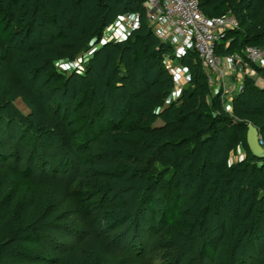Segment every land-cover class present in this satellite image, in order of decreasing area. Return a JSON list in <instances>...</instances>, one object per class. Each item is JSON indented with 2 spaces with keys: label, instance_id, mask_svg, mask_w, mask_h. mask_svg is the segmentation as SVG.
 I'll return each mask as SVG.
<instances>
[{
  "label": "rangeland",
  "instance_id": "rangeland-1",
  "mask_svg": "<svg viewBox=\"0 0 264 264\" xmlns=\"http://www.w3.org/2000/svg\"><path fill=\"white\" fill-rule=\"evenodd\" d=\"M24 1L0 0V31L16 50L15 66L18 71L29 83L35 84L39 96L49 109L66 119L72 134L74 152L64 147L56 137L44 136L36 131L33 127V108L20 98L8 96L6 84L0 82V264H165L169 259L166 256L169 249L166 245L175 238L179 245L185 240L189 242L188 245H192L191 251L183 257L180 264H236V257H243H239L242 250L252 255L245 264H264L263 216L257 222L263 227L262 233L253 236L251 230L257 225L255 220H245L240 216L242 211H237L231 205L229 210L232 212L225 217L228 235L222 240L220 247L214 251L206 241L208 235L211 236L209 227L212 226L214 231L218 230L216 233L219 232V224L211 222L216 219L218 211L221 212L220 206L218 210L214 209L215 203L221 205L223 197H220L218 187L226 182L227 172L215 170V177L211 180V194L215 195L211 197L210 194L211 198H208V185L203 192L202 186L198 189L197 183L183 193L180 192L169 211L170 215L176 216L175 223L184 230L155 231L159 221L158 213L154 220L150 219L149 214L152 207L160 212L164 204L157 202L147 205L144 213H137L139 216L135 224L130 218L124 219L125 207L132 195L129 189L133 182L139 184L144 181L140 180L142 170L151 167L148 163L155 156L154 149L148 148L151 142H131L113 136L97 140L100 132L94 111L104 103L109 107L103 122L105 126L140 128L148 124L133 116L123 120L121 100L117 105L113 103V99L120 95L117 87L122 82L121 77L127 78L126 88L133 90L141 85L130 77L132 71L125 62L133 53L123 50L111 63L106 64L104 58L94 59L97 48L105 43L118 44L132 39V33L138 27L143 26V35L145 32L147 35L152 33L149 41L154 44L149 46L143 43L138 47L136 57L140 59V65L136 66L135 74L141 81L147 70L152 78H157L160 84L164 83L162 89L152 90L155 97L163 103L151 100L140 102L144 111L155 115L162 112L171 101L179 103L183 90L192 88V75H189L193 69L205 72L193 51L188 48L184 55L178 56L168 41H163L156 35L147 7L143 3L134 2L129 4V12L115 13L113 22L103 27L101 37H84L83 47L74 60H57L44 54L31 55L25 51V47L35 45L49 34L52 26L39 19L34 21L31 7L13 21L11 12L15 13ZM33 1L42 5L41 0H31V3ZM126 1L130 0H103V3L108 6L115 3L121 10ZM251 1L242 0V3L245 5ZM48 11H52V6ZM221 14L236 15L233 8H227L225 4L217 6L213 13L207 15ZM116 19L118 21L113 27ZM67 23L68 21L64 23L63 37L73 32L71 28H66ZM110 28L122 34L121 40L107 39L114 35ZM257 33L263 36L251 45L264 46V25L256 27L250 22L244 25L239 23V27L230 31L229 36L218 46L220 57L227 59L229 55L240 53L244 47L223 52L230 37L252 38ZM155 47L160 48V53L152 57ZM147 49L149 54L145 56ZM164 59H168L172 65L174 74L169 72L171 76L165 71ZM153 60L156 64L151 67ZM251 66L254 72L250 70L249 75L231 69L227 71L224 80L217 78L211 83L203 78L202 82L208 90L206 100L215 94L219 96L222 110L229 116L231 113L227 108L229 103L227 106L225 104L226 100H229V96L236 97L240 92L242 98L253 107H260L257 98L245 86L244 77L248 76L257 87L264 88V69ZM89 70L90 75L87 74ZM167 90L168 94L164 95ZM159 124H162L161 117H156L150 123ZM218 124L227 125L230 122L222 121ZM258 132L264 147V131L259 127ZM162 153L167 157L169 152L163 149ZM227 156L228 167L241 163L258 166L263 161L254 158L247 144L242 141L230 149ZM206 157V167L209 165L208 168L203 166L201 173L205 179L208 178V173L214 172L213 165L218 163L213 155ZM131 160L135 161L134 167L138 169L133 173L129 170ZM152 165L155 169L153 175L148 174V177L153 183L158 181L154 193L157 201L163 197L166 182H175L177 178H172L169 164L162 165L155 161ZM193 173V170H185L177 177L189 182L194 177ZM170 201L166 199L167 204ZM77 210L87 211L94 220V228L77 220ZM142 217L144 221L138 227L142 232L143 248H140L141 256L137 257L131 246L124 244L121 233L128 231L131 234L133 225L136 226L138 219ZM93 232L109 237L121 235L122 238L117 240L119 247L115 246L117 250L114 253L100 252ZM192 234L197 236L188 238ZM251 236L253 240L250 239Z\"/></svg>",
  "mask_w": 264,
  "mask_h": 264
},
{
  "label": "trees",
  "instance_id": "trees-1",
  "mask_svg": "<svg viewBox=\"0 0 264 264\" xmlns=\"http://www.w3.org/2000/svg\"><path fill=\"white\" fill-rule=\"evenodd\" d=\"M15 1L19 2L20 0ZM15 1L13 0V2ZM126 2L125 6L120 10L115 3L108 6L103 3V0H41L43 8L42 5H37L35 1L31 3V0H25L21 2L20 8L16 10L15 13L11 12V17L12 20L15 21L20 15L27 12L30 7L33 8L31 9L33 10V20L39 19L43 22H49L52 27L49 34L42 37L35 45L33 44L25 47V51L31 55L44 54L50 55L57 60L72 61L82 49V40L84 37L85 39L94 36L101 37L103 27L113 22L115 13L120 11L123 13L129 12V4L134 2L143 3V0H130ZM198 2L200 8L206 15L208 13H213L217 6L225 4L227 8H233V11L237 15L235 16L238 18L241 25L248 22L256 27L264 25V0H252L245 5H243L242 0H198ZM33 5L34 7H32ZM47 6H49V8L52 6L51 12L48 11L49 8ZM67 21L68 25L66 28H71L73 32L63 37L64 23ZM133 32L132 39L118 44H103L96 49L94 56V59L104 58L106 64H109L114 58L118 57L123 50H128L133 53L132 56L129 55V58L125 62L127 67L131 68L132 74L130 77L140 82L141 85L138 89L131 90L125 87L127 78L121 77L122 82H119L117 87L120 89V95H117V97L113 99V103L117 105L118 101L121 100L123 120H128L133 116L141 118L148 123L140 128H130L123 125L105 126L103 122L109 107L104 103V105L97 106L94 111V118L100 132V136L97 140L107 136L121 137L125 141L131 142H144L148 140L149 143L151 142L150 145L148 144V148H150V150L154 149L153 152L155 153L152 161L148 163L151 167L142 170L143 174L140 180L144 181L139 184H137L138 182H133L134 184L131 185V189H129L132 195L129 204L125 207L124 219L130 218L135 224L139 216L137 213H144L147 205L149 206V204L158 202V204H164L165 206H163L160 212L152 207L149 214L150 219L154 220L158 213L159 221L157 222L158 225H156L155 231L162 230L168 232L170 229H173L178 232L184 230L183 227L175 223L176 216L170 215L171 212L169 210L173 208L179 195L183 193L185 189L188 190L187 188H190L194 183H197L198 189L202 186V192L205 191L208 185L209 198L213 191V188H211V180L215 177L216 170V172L220 173L227 172V179H225V183L223 182L220 187H218L221 194L220 197H223V202L221 201V205L215 203L216 206L214 210H218L217 208L220 206L221 212L218 211L217 215H215L216 219L211 222V224H219V232L216 233L218 230L214 231L212 226L209 227L208 232L211 236L208 235L206 240L207 243L216 251L220 247L222 240L228 235L225 217L230 215L231 210H229V208L231 205H233L237 211H242L240 216L244 217L245 220H255L257 225H254L251 234H253V236L254 234L259 235L262 233L263 227L257 222L260 220L259 218L262 216L264 217V159L258 166L241 163L233 167H228L227 153L230 149L234 148L239 141L246 143L247 122L252 123L257 129L261 127L264 131V88L257 87L251 78L245 76V86L249 88V91L257 98L261 106L253 107L249 101L242 98V92H240L232 99V105L229 111L231 116H229L227 112L222 110V103L220 104L219 96L216 94L211 96V102L206 100L208 90L206 85L202 82L203 78H206L205 72L200 73L198 70L193 69L192 74H190V76L192 75V88L183 90L179 97V103H177V101H171L162 112L157 115L150 114L143 110L140 102L142 100H151L157 103H163L161 99L155 97V93L152 90L162 89L164 83L160 84L157 78H152L147 70L145 71V75L142 76L141 81L135 74V69H137L136 66L140 65V59L136 57V52L139 49L138 47L143 43L149 46L154 43L149 41V38L152 37V33L147 35V32H145V35H143V26L138 27ZM228 33L226 38L229 36ZM262 36V34L257 33L252 38L245 37L240 39L238 36L230 37L223 52L239 49L245 45H251L253 41ZM220 45L221 43L219 46ZM218 50L219 49H217V53L219 54ZM152 53V57H156L160 53V48L155 47ZM148 54L147 49L145 50V56ZM16 60V50H14L0 31V82L6 84V94L13 98H20L33 108V127L36 131L44 136L56 137L64 147L74 152L72 134L66 119L49 109V106L39 96L35 84L29 83L25 76L18 71L15 66ZM155 64L156 62L153 60L151 67L155 66ZM165 71L168 73V76H171L167 69H165ZM87 74L90 75L91 70H89ZM168 92V90L165 91L164 95H167ZM156 117L162 118V124L150 125ZM222 121H229L230 124L219 125L218 123ZM163 149L169 152L167 157L163 155ZM159 150H161V152H158ZM209 154L213 155V158L216 159L218 163L217 165L210 163V165H213L214 172L208 173V176H206L208 178L205 179L202 178L201 173L203 166L206 167L207 162L205 160L207 159L206 156ZM155 161L162 165L168 166L169 164L172 169V178H177L175 182H166L164 188L165 192L164 194L161 193L163 197H157L159 198L157 201H155L154 193L157 190L158 181L153 183L148 177V174L149 176L153 175V169L155 168L152 164ZM134 163L135 161L131 160L130 166L132 165L133 167L131 166L129 170H132V173L137 169L134 167ZM208 165L209 164H207L206 168H208ZM217 166L219 168H217ZM185 170H193L194 172L192 174L194 177H192L189 182L182 181V179L180 180V178H178V175ZM214 195L215 194L212 193L211 197ZM166 199L171 200L169 204L166 203ZM238 213L239 212H237V214ZM76 216L81 224L94 228V220L88 215L87 211L77 210ZM149 217H147V220ZM168 219L171 220L167 221ZM138 220L139 223H137L136 226L133 225L134 228L131 234L128 233V231L121 233L124 238H122L121 235L109 237L93 232L95 233V239L100 252L108 254L114 253L117 247H119V244L117 245V240L120 239L118 238H122V240H125L124 244H129L137 257L141 256L140 248H143V238L141 237L142 232L138 224L140 225V223L144 221V218L142 217ZM190 236L191 237L188 238L192 239L197 235L192 234ZM250 239L253 240V237L251 236ZM188 243L189 242L185 240L182 244H185L184 247L179 248L182 246L179 245V241L176 238L171 239L170 243L166 245L169 248L166 254L169 259L165 264H180L183 257L192 249V245H188ZM250 244L252 245L251 241ZM173 249H175V251H172ZM239 257L244 259L238 258L237 256L236 264H245L247 260L252 258V255L242 250V254Z\"/></svg>",
  "mask_w": 264,
  "mask_h": 264
},
{
  "label": "built area",
  "instance_id": "built-area-1",
  "mask_svg": "<svg viewBox=\"0 0 264 264\" xmlns=\"http://www.w3.org/2000/svg\"><path fill=\"white\" fill-rule=\"evenodd\" d=\"M143 4L148 9L156 35L168 41L178 56L184 55L190 48L203 66L207 82L212 83L217 78L224 80L231 69L245 75H249L250 70L254 72L251 65L264 69V46L245 45L240 53L229 55L227 59L217 53L226 34L239 27L233 14L208 16L200 8L198 0H143ZM117 21H114L113 27ZM110 31L114 35L108 40H121L120 32H115L113 28ZM163 64L169 72H174L168 59H164ZM207 99L211 102V96ZM232 99L229 96L226 100L228 110L231 109ZM258 142L263 145L260 137Z\"/></svg>",
  "mask_w": 264,
  "mask_h": 264
},
{
  "label": "water",
  "instance_id": "water-1",
  "mask_svg": "<svg viewBox=\"0 0 264 264\" xmlns=\"http://www.w3.org/2000/svg\"><path fill=\"white\" fill-rule=\"evenodd\" d=\"M258 137V129L252 123H247L246 144L248 150L252 156L258 159H264V147L259 144Z\"/></svg>",
  "mask_w": 264,
  "mask_h": 264
}]
</instances>
